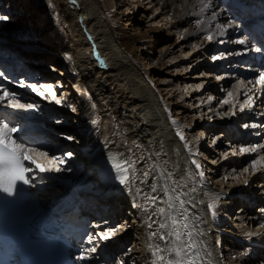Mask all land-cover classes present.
Listing matches in <instances>:
<instances>
[{
	"label": "bare ground",
	"instance_id": "bare-ground-1",
	"mask_svg": "<svg viewBox=\"0 0 264 264\" xmlns=\"http://www.w3.org/2000/svg\"><path fill=\"white\" fill-rule=\"evenodd\" d=\"M8 1L0 7V15H12L14 20L0 21V61L7 67L0 87L16 93L22 103L39 105V110L4 105L0 110L20 129L17 135L36 137L28 142L30 146L48 151L49 156L74 153L62 166L70 171L30 173L43 188L44 204L57 203L86 177L101 183L98 177L103 170L105 178L115 182L86 201L88 214L104 218L94 226L90 247L95 251H86L85 264H156L152 251L157 245L164 247L158 239L163 230L154 222L155 216L150 221L151 213L141 210L146 202L136 195L137 188L148 191L140 180L141 173L149 169H155L152 175L172 173L179 181L177 190L187 193L182 199L187 202L189 225L203 232L190 250L199 256L197 264H264V228L258 227L264 224V167H251L264 149L239 151L241 146L264 144L260 142L264 127L243 130L245 124L264 125V87L258 84V90L254 84L258 77L250 79L251 84L237 77V57L245 45L235 41L245 25L260 18H254L258 13L250 14L241 24L234 19L245 16L240 13L248 0H204L211 3L210 8H204L200 0H177V4L165 0L163 6L162 0H150L151 7L142 0ZM238 2L243 4L239 11L235 9ZM142 20L146 28L139 24ZM229 20L233 23L219 36L216 24L227 25ZM209 33L215 34L211 41L195 37ZM163 40L167 42L159 48ZM251 49V45L246 47L244 55ZM220 54L223 59H212ZM28 77L34 81L28 82ZM21 80L52 84L58 98L63 94L61 103L51 98L45 101L20 87ZM13 83L19 88L10 87ZM229 91L234 92V102H243L247 92L254 97L255 107L241 112L236 103V114H231L232 109L227 115L219 101ZM172 110L182 122L173 118ZM70 121L75 127L66 126ZM59 123L63 125L57 127ZM177 131L183 132L184 141ZM66 133L76 136L78 143L63 139ZM233 150L237 155H232ZM112 155L135 161L136 178L131 185L119 183L108 161ZM36 159L47 164L43 157ZM193 159L208 162L202 169L203 180L196 174ZM225 174L231 180L223 179ZM216 194L222 199L220 214L213 220L207 205ZM159 206L167 208L166 204ZM247 231L259 235L249 239ZM100 234L110 238L102 239ZM162 254L171 258L167 251Z\"/></svg>",
	"mask_w": 264,
	"mask_h": 264
},
{
	"label": "snow or ice",
	"instance_id": "snow-or-ice-1",
	"mask_svg": "<svg viewBox=\"0 0 264 264\" xmlns=\"http://www.w3.org/2000/svg\"><path fill=\"white\" fill-rule=\"evenodd\" d=\"M74 2V0H73ZM143 2H148L149 7H151L150 0H142ZM204 4V8L212 7L211 3H204V0H200ZM160 10L157 9V12ZM203 11V8L201 9ZM217 18L216 13H213L212 20L215 21ZM151 19V16L149 17ZM171 19V16L168 17ZM8 17L0 15V21H7ZM202 23V21L197 22ZM233 21L229 20L227 25L216 24L218 28L219 36H224L227 27L231 26ZM214 33H209L207 35L208 40H212ZM222 42V41H221ZM241 45H247L248 41L241 39L235 41ZM256 51H260L259 48ZM223 54L213 56V60L223 59ZM71 59V57H68ZM5 73L0 72V77H4ZM217 79H222V77L217 76ZM249 84L252 81H248ZM256 84H259L261 87H264V71L259 72V76L256 79ZM240 85L244 84V81H239ZM19 86L22 88H28L31 92L35 93L37 96H40L43 99H48L55 101L56 104L61 103V98H58L55 87L52 84H37V83H25L23 80L19 81ZM247 97L243 102H234V92L229 91L227 98L222 100V104L232 105L233 111L232 115L234 116L236 103H239V111H245V108L252 110L255 107L254 97L248 95L245 92ZM211 99V98H210ZM0 105L14 109V110H27V111H38L39 105L33 103H22L17 94L10 92L7 88L0 87ZM74 110V109H73ZM59 122V121H57ZM176 122L173 120V124ZM244 128H258L264 127V125L258 124H245ZM20 132V129L15 126L12 121L0 119V192L7 194L10 197L16 196L19 191L22 190L23 186H31L33 177L29 176V173L38 171L39 173H51V172H61V171H70V167H62L66 165V162L74 158V153L71 151L64 152L62 155H56L53 153L49 156L48 151L41 152L38 148L30 146L26 141L22 140L21 136L17 135ZM181 141L185 140L184 134L182 131H177ZM63 139L69 142H77L76 136L70 134H64ZM187 147V144H185ZM261 149H264V144L254 145L251 147L241 146L239 151L241 154L245 152L258 153ZM130 151V149H129ZM192 155H196L191 152ZM227 158V153L223 154ZM232 155H237L236 151H232ZM43 157L47 160V164L39 163L36 157ZM111 170L118 176L119 183L121 185H131L132 181L136 178V168L135 161L131 160L130 157L121 158L119 155H112L108 157ZM27 162V163H26ZM192 164L195 165L197 169V175L201 180L204 179L205 173L202 170L201 164L193 159ZM34 166V167H33ZM252 169L256 170L260 167H264V155H260L255 158L251 163ZM155 169L145 170L141 173V184H147L148 191L144 192L142 189H136V195L142 197L143 201L146 203L141 204V210L146 213H151L148 219L153 220V216L157 219L154 222H158L159 229L163 230L159 233L158 239L163 241L164 247L157 245L152 251V255L156 257V264H197L199 256L195 255L190 251L196 247V237L203 235L201 231H194L193 227L189 225V213L188 209L185 207L187 203L183 196L187 195L186 192H180L177 190L179 186V181L173 179V174L164 171L152 175ZM243 171H247L244 169ZM192 174L189 173V176ZM239 179V177H235ZM44 179V177H41ZM151 179L153 183H148V180ZM227 180V177H223ZM247 184V181L244 182ZM186 188L187 185L185 184ZM196 189L193 188L192 191ZM222 199L220 194H216L211 202L208 203L207 208L211 214V218L215 220L220 214L219 202ZM161 204H166L167 208L159 206ZM150 206V207H149ZM222 211V210H221ZM149 227H152V224L149 223ZM259 228H264V224L258 225ZM102 239H109L110 237L105 234H100ZM245 235L251 239L259 235L257 232L247 231ZM152 236H157V233L153 232ZM88 242L92 243V237H88ZM171 245V247H169ZM91 251H95L93 247ZM171 253V258H166L163 255V252ZM210 255V253H209ZM86 257L82 256L81 259Z\"/></svg>",
	"mask_w": 264,
	"mask_h": 264
},
{
	"label": "rangeland",
	"instance_id": "rangeland-1",
	"mask_svg": "<svg viewBox=\"0 0 264 264\" xmlns=\"http://www.w3.org/2000/svg\"><path fill=\"white\" fill-rule=\"evenodd\" d=\"M4 2H7V4H8V2H10V1H8V0H3ZM172 1H174L176 4H177V0L175 1V0H172ZM163 2V3H162ZM164 2H165V0H162L161 1V3H160V5H162L163 6V4H164ZM172 3V2H171ZM6 4V5H7ZM50 4V3H49ZM175 4V5H176ZM54 6H52L51 4H50V9H51V11L52 12H54V15H58V11L56 10V8L54 7ZM104 9H106V7L104 8ZM150 11H152V10H150ZM57 12V13H56ZM56 13V14H55ZM150 13V12H149ZM5 16H7L8 17V20H7V22H9L10 21V19H13L14 20V16H12V15H5ZM59 16V15H58ZM139 24L141 25V26H143L144 27V25H145V28H146V26H148V24H147V22H146V20H142V21H140L139 22ZM174 37V36H173ZM195 37H197V39H199L200 40V38L202 39L203 37H207V35H198V36H195ZM174 39H176V37H174ZM205 39H207V38H205ZM167 41L165 40H163V41H161V43L158 45L159 46V48H162L163 47V45L166 43ZM198 43V42H197ZM50 45V43L49 44H47L46 46L48 47ZM42 49V48H41ZM44 49V48H43ZM207 58H209L208 56H207ZM31 63L33 62V61H30ZM141 63L143 62V60H141L140 61ZM37 77L39 78H43V76L40 74V73H38L37 74ZM36 77V78H37ZM213 78V77H212ZM212 78H211V80H212ZM214 79V78H213ZM215 80V79H214ZM54 81V80H53ZM213 81V80H212ZM5 85V84H4ZM12 86V88H19L18 87V85H16V84H10V87ZM50 98V97H49ZM216 98V97H215ZM219 98V97H218ZM217 99V98H216ZM45 101H47L48 99H44ZM223 100V99H222ZM221 99H220V101H219V103L222 101ZM224 105V108H225V113H227V115L228 114H230L229 112H231V110L233 109V107L231 106V105H229V104H223ZM237 105V104H236ZM203 106V105H202ZM238 106V105H237ZM229 108V109H228ZM239 109H237V111H238ZM205 111V110H204ZM207 111V110H206ZM211 110H209V112H210ZM233 111V110H232ZM172 115H173V118L174 119H177L178 121H180V122H182L181 120V116L179 117L178 116V114H176V112H174L173 110H172ZM181 119V120H180ZM54 122V121H53ZM58 123V122H57ZM71 123V124H70ZM57 127H59L60 125H63V124H55ZM66 126L67 127H69V128H72V127H75V125H74V122H69V123H66ZM243 130H245V131H247L246 130V128H244L243 127ZM252 131V130H251ZM66 134H69V133H66ZM70 135H72L71 133H70ZM25 138H27V137H25ZM31 140H34V139H31ZM30 140V141H31ZM52 141V140H51ZM263 141H264V136L263 137H261V139H260V142L261 143H263ZM50 142V141H49ZM201 144H202V142H204L202 139H201ZM30 143V142H29ZM45 143H46V140H45ZM260 145V144H259ZM202 147V146H201ZM202 149V148H201ZM199 150V149H198ZM203 154V152H201L199 155L201 156ZM207 161V160H206ZM199 163L201 164V166H202V169H204V167L207 165V163L208 162H205L204 161V159H201L200 161H199ZM227 174H229V172L227 173ZM225 176H226V174H225ZM227 177V176H226ZM220 178H222V176L220 177ZM220 178H218L217 180H219ZM228 178V177H227ZM230 178H232V177H230ZM230 178H228V180H231ZM228 207H230V204H228ZM234 220V219H233Z\"/></svg>",
	"mask_w": 264,
	"mask_h": 264
}]
</instances>
